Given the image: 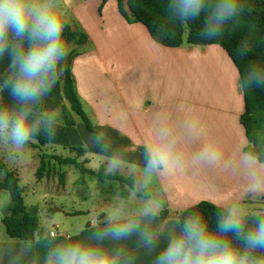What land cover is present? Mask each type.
Wrapping results in <instances>:
<instances>
[{"label": "clouds", "instance_id": "9594fccd", "mask_svg": "<svg viewBox=\"0 0 264 264\" xmlns=\"http://www.w3.org/2000/svg\"><path fill=\"white\" fill-rule=\"evenodd\" d=\"M61 7L62 0H0V61L7 60L0 73V149L9 164L20 161L38 137L53 140L61 126V110L46 106L67 70L70 54ZM246 11L243 0H166L163 15L153 26V40L167 38L174 25L200 21V39L219 41L239 25ZM250 52V44L242 41L234 55L246 61ZM236 87L242 94L264 90V62H247L242 71L238 69ZM4 94L9 102H3ZM153 120V139L143 145L141 165L129 162L119 150L112 151L105 126L99 122L83 140L85 156L92 149L97 155L111 152L105 159L106 178L123 171L130 182L128 197L107 209L102 225L91 226L94 231L87 239H57L50 233L42 245L36 237L22 238L18 248L0 251V261L7 256V264H137L143 249L152 256L151 264H264V208L249 210L243 203L245 196L264 195V138L251 147L240 145L236 159H226L215 141H205L186 153L167 118L157 114ZM179 127L188 142L201 135L194 120H185ZM211 168L242 173L244 195L214 202L212 222L189 210L198 202L189 203L183 213L174 214L165 232L157 221L165 212L162 194L170 190L171 178ZM157 182L161 195L154 196L150 190ZM137 197L144 199L129 211ZM133 237L135 251L124 243Z\"/></svg>", "mask_w": 264, "mask_h": 264}, {"label": "crops", "instance_id": "0c3cea01", "mask_svg": "<svg viewBox=\"0 0 264 264\" xmlns=\"http://www.w3.org/2000/svg\"><path fill=\"white\" fill-rule=\"evenodd\" d=\"M86 3L87 0H82L81 6L85 7L80 10L79 6L78 12L71 11L73 17H70V21L66 20L77 31L72 20L75 19L88 35V42L82 46L69 44L70 54H75L72 73L83 110L93 129L99 122L105 126L108 135L133 136L134 146H111L112 151L119 150L129 162L141 165L143 145L152 141L153 118L159 114L167 118L168 124L182 138L186 153L197 150L205 141H215L226 159H236L238 147L248 145L246 132L241 124L245 102L243 94L236 87L238 70L224 49L218 45L201 47L184 44L180 48L163 47L152 40L142 24L128 23L120 15L116 0H108L103 6L102 15L96 19H92V11ZM102 3L101 0L100 5ZM86 22L93 25L94 36ZM60 86V103L57 108L61 110L68 103L64 98L62 82ZM73 117L76 125L67 127L61 121L58 134L49 142L68 152L65 156H57L76 159L85 169L104 173L105 159L111 152L97 155L96 150L92 149L86 156L85 153L78 156V152L72 150H84L82 142L90 133L80 117L75 114ZM185 120H194L199 124L201 135L195 142L183 139L184 132L179 125ZM42 154L48 155L44 151ZM94 156L101 157L103 161L99 165H92ZM46 159V165H49V161L56 163L57 175L53 181H49L46 172L37 184L45 191V203L50 200L49 211L53 219H56V215H62L59 221L63 225V233L58 231L59 227L56 225L53 229H57L55 237L64 240L87 239L94 231L91 226L98 223L102 225L104 214L114 203L110 196H106L110 189L106 191V188L100 187V183L110 180L100 181L96 176L83 174L97 178L99 186L91 189L83 180L81 188L86 190L83 200H89L90 206L78 207V200L72 201V194L67 190V180L73 169L81 172L73 165ZM39 164L34 165L39 167ZM65 166L73 169L63 172L62 168ZM21 170L20 173L15 170L20 183L23 169ZM118 175L127 179L126 172L122 171ZM170 184V190L162 194L166 201L165 212L157 221L164 226L165 232L171 228L174 214L182 213L187 204H214L239 199L246 190L242 173L226 174L215 168L200 169L195 173L189 170L174 175ZM121 188V198H127L128 185L125 189ZM123 190L126 197L122 195ZM3 191L5 190L0 191V195ZM150 192L154 196L161 195L159 182L153 185ZM90 194L94 198L89 199ZM62 199H67V202ZM143 199L137 197L130 202L132 207H129V211H134ZM55 200L60 201L56 203ZM243 203L249 210L264 208V195L258 198L245 196ZM10 204L0 207V227H4L2 220L8 214ZM36 207L40 212V207ZM41 227L42 232L36 238L43 245V241L53 230H44L42 224ZM135 240L133 237L124 243L135 251ZM18 247L17 241L9 239L6 232L0 237V251ZM29 258L25 257V260ZM151 260V255L143 249L139 251L137 264H151ZM7 261L8 257L5 256L0 264H7Z\"/></svg>", "mask_w": 264, "mask_h": 264}, {"label": "trees", "instance_id": "16d2710c", "mask_svg": "<svg viewBox=\"0 0 264 264\" xmlns=\"http://www.w3.org/2000/svg\"><path fill=\"white\" fill-rule=\"evenodd\" d=\"M108 0H103V7ZM120 15L130 24H142L148 31L150 37L156 36L154 24L160 19L164 12L166 0H116ZM247 5V11L242 17L239 25L234 29H229L224 37L219 41L201 40L198 32L200 29V21L190 23L188 25H174L171 34L160 40L157 44L167 48H180L184 44L189 46L206 47L210 45H218L224 49L230 57L237 70H243V66L247 62L260 61L264 62V0H243ZM64 37L67 44H75L82 46L88 42V35L83 32L75 31L66 23ZM154 41V40H153ZM247 41L251 46L250 55L246 61L236 58L234 51L242 42ZM155 42V41H154ZM75 54H69L66 61V72L61 78L63 82V94L68 106L64 105L61 109L62 122L67 127H74L76 121L73 114L80 117L86 125L88 131H92L91 122L83 110L79 99L75 79L72 73V63ZM245 102V112L241 116V124L243 125L248 146L256 145L262 139L261 131L258 128L256 115L264 113V90H253L248 94H243ZM44 138V140H42ZM40 144L44 147L49 144L45 137H39ZM78 152V156L84 154L82 149H72ZM45 157V156H44ZM53 160L60 164L73 165L83 174L96 176L100 181L110 180L119 181L129 186V180L119 176L106 178L102 171L94 172L87 170L76 159L63 158L61 156L52 155ZM46 163L41 162L37 175L42 178L45 172ZM5 190L9 193L11 204L7 208L8 214L3 218L2 223L9 239L18 241L22 238H32L40 236L42 227L40 224L39 210L37 207H28L25 203L24 189L21 186L20 178L15 170L11 169L3 160L0 159V191ZM123 196H127L123 190ZM207 218L210 222L213 220V213L216 211L214 204L209 202H201L195 209ZM183 213V212H182Z\"/></svg>", "mask_w": 264, "mask_h": 264}, {"label": "rangeland", "instance_id": "374dc122", "mask_svg": "<svg viewBox=\"0 0 264 264\" xmlns=\"http://www.w3.org/2000/svg\"><path fill=\"white\" fill-rule=\"evenodd\" d=\"M103 1V0H102ZM82 0H62V7L60 9L61 15L66 18L67 21H70V17H73L71 11H77L78 7L81 6ZM101 0H87V3L85 4L86 6L89 7V9L92 11V19L100 18L102 15V9L101 7ZM85 6L79 7L80 10ZM93 9V10H92ZM78 12V11H77ZM76 12V13H77ZM77 27L78 32H83L82 27L76 23L75 19H72ZM88 28L91 31L92 36H94V30L92 29L93 25L91 23H87ZM85 33V32H83ZM70 50V45L68 46ZM202 60V59H201ZM7 67V60L4 59L0 61V73H3ZM60 83L62 82V79L59 81ZM58 82L56 88L53 90L52 94L47 98L46 101V106L48 107H57L59 106L60 103V90L61 86L60 83ZM63 85V82H62ZM63 87V86H62ZM3 102H9L7 94H4L3 96ZM255 118L258 121V128L261 131V137L264 138V113H261L259 115H256ZM111 146H134V138L133 136H122V135H108ZM44 140V138H42ZM40 144L39 137L37 138L35 143H32L28 146L27 150L25 151L22 159L16 163L9 164L5 157H4V151L0 149V159L3 160L10 168L19 171H22V180H21V186L24 189V197L25 201L28 205H33L34 207L38 206L40 207V221L41 224L44 227V230H53L55 226L57 225L58 231L63 233V225L59 221L60 218H62V215H56V219H53L52 213L49 211L50 209V204L48 200V203H45L43 199V194H45L44 190H41L39 185L37 184V181L39 182L42 178L37 175L39 167L41 165V162L44 161L46 163V158L51 159L52 154L55 155H66L68 152H66L63 147L61 146H56L55 144H52L49 142V144H46L45 147ZM44 153H47L48 155L44 157L42 154V151ZM103 159L99 156H94V160L92 165H99ZM39 164V167H36L34 164ZM52 161H49V165H46L45 167V172L43 173V176H45L46 172L48 175L49 181H53L54 178L57 175V167L56 163H52ZM94 167V166H92ZM69 169H73L72 167H67L65 166L62 168V171H67ZM80 171V170H79ZM99 179V178H98ZM97 178L90 177L88 175H83V173L77 172L75 169H73V172L70 173V176L68 177L67 180V190L72 194L71 199L78 200V203L76 204L78 207H87L90 206L88 205L89 200H83V196L85 195L86 190L82 189V181L84 180L87 185L92 189L94 186H99V182ZM121 186L125 189L126 184H122L119 181H109L105 183H100L101 188H106V191L109 194H106V196H110L111 199H113V202L121 199ZM90 192V191H89ZM55 197V195H52ZM94 198L92 194H90L89 199ZM67 202V199H62ZM56 201V200H55ZM60 201V200H58ZM56 201V203H58ZM8 203H11V198L10 195L7 191H3L2 194L0 195V207L1 206H6ZM129 207H132L131 203L129 204ZM53 219V220H52ZM4 227H0V234H4L5 231Z\"/></svg>", "mask_w": 264, "mask_h": 264}, {"label": "built area", "instance_id": "2783aa9c", "mask_svg": "<svg viewBox=\"0 0 264 264\" xmlns=\"http://www.w3.org/2000/svg\"><path fill=\"white\" fill-rule=\"evenodd\" d=\"M56 233H57V229H55V230H53V231L51 232V234H53V235H56Z\"/></svg>", "mask_w": 264, "mask_h": 264}]
</instances>
